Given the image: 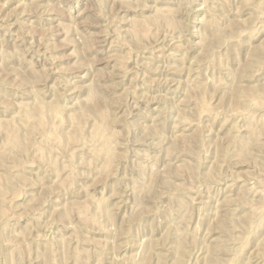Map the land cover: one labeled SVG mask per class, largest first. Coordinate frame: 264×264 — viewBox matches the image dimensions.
Instances as JSON below:
<instances>
[{"label": "rangeland", "instance_id": "374dc122", "mask_svg": "<svg viewBox=\"0 0 264 264\" xmlns=\"http://www.w3.org/2000/svg\"><path fill=\"white\" fill-rule=\"evenodd\" d=\"M144 262L264 264V0H0V264Z\"/></svg>", "mask_w": 264, "mask_h": 264}, {"label": "bare ground", "instance_id": "6f19581e", "mask_svg": "<svg viewBox=\"0 0 264 264\" xmlns=\"http://www.w3.org/2000/svg\"><path fill=\"white\" fill-rule=\"evenodd\" d=\"M182 2H183V1H182ZM208 10H209V9H208ZM159 17H160V16H159ZM159 17H158V19H160ZM173 18H174V17H173ZM153 19H157V18L154 17ZM158 19H157V20H158ZM154 22L157 23L156 20H155ZM169 22H170V21H169ZM150 23H152V21H151ZM215 36H216V35H215ZM235 89H236V88H234V90H235ZM237 90H238V89H237ZM235 92H236V91H235ZM38 106H39V105H38ZM40 106H41V105H40ZM38 108H39V107H38ZM39 110H40V108H39ZM43 112H44V110H43ZM84 112H85V111H84ZM82 113H83V112H82ZM82 113H81L80 115H82ZM39 114H40V113H39ZM41 114H42V113H41ZM100 114H101V112H100ZM27 115H29V114L27 113ZM30 115H31V114H30ZM35 115H36V114H35ZM84 115H85V114H84ZM88 115H89V113H87L86 116H88ZM38 116H39V115H38ZM44 116H45V114H44ZM82 116H83V115H82ZM84 117H85V116H84ZM101 118H102V116H101ZM29 119H30V118H29ZM102 120H103V118H102ZM102 120H101V121H102ZM43 121H44V120H43ZM45 121H46V120H45ZM31 122H32V121H31ZM41 128H42V127H41ZM12 132H13V131H12ZM15 133H16V132H15ZM100 135H101V134H100ZM8 136H10V134H9ZM96 136H97V135H96ZM13 137H14V136H12V137L10 138L9 142L12 143V144H13V147H14V146H16V145L19 144V143H18ZM67 137L70 138L71 136H67ZM106 139H107V137H106ZM7 140H8V138H7ZM69 140L71 141V140H72V137H71V139H68V141H69ZM108 140H109V139H108ZM108 140H107V141H108ZM107 141H106V142H107ZM109 144H110V142H109ZM10 145H11V144H10ZM17 146H18V145H17ZM19 148L22 149V145L19 146ZM107 153H108V152H107ZM91 219H92V218H91ZM214 257H215V256H214ZM211 260H212V259H211ZM144 263L146 264V262H144Z\"/></svg>", "mask_w": 264, "mask_h": 264}]
</instances>
